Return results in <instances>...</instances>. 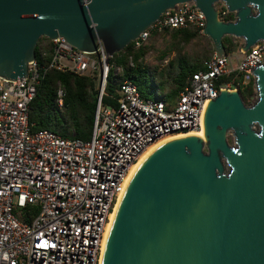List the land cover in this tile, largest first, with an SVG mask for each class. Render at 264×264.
Here are the masks:
<instances>
[{"label":"water","instance_id":"obj_1","mask_svg":"<svg viewBox=\"0 0 264 264\" xmlns=\"http://www.w3.org/2000/svg\"><path fill=\"white\" fill-rule=\"evenodd\" d=\"M189 0H0V77L27 75L40 37L106 62L162 13ZM217 58L224 36L242 51L264 41V0H193ZM222 2L233 18L220 17ZM256 100L222 90L203 113V136L165 140L126 182L101 264H264V61L253 69ZM233 138L232 143L228 136Z\"/></svg>","mask_w":264,"mask_h":264},{"label":"built area","instance_id":"obj_2","mask_svg":"<svg viewBox=\"0 0 264 264\" xmlns=\"http://www.w3.org/2000/svg\"><path fill=\"white\" fill-rule=\"evenodd\" d=\"M218 3L224 19L230 12ZM204 26V14L189 0L167 9L131 43L138 48L164 29L204 35ZM43 37L40 56L50 54L48 62L35 57L21 81L0 77V264H101L107 226L131 167L152 144L203 129L206 104L220 91L247 86L256 91L253 69L264 61V41L244 52L243 40L229 36L226 55L217 58L214 52L205 59L204 69L187 77L173 106L163 98L143 97L130 79L120 82L116 106H105L101 96L112 64L103 47L86 52L62 37ZM50 69L97 79L89 139L33 129L30 103ZM63 96L58 83L60 109ZM26 215L29 221L22 220Z\"/></svg>","mask_w":264,"mask_h":264},{"label":"trees","instance_id":"obj_3","mask_svg":"<svg viewBox=\"0 0 264 264\" xmlns=\"http://www.w3.org/2000/svg\"><path fill=\"white\" fill-rule=\"evenodd\" d=\"M233 18V13L224 16L225 20ZM171 31L178 42L188 43L199 34L189 29H164L161 32ZM161 32H152L155 35ZM40 37L36 46V59L46 63L50 54L40 56ZM223 42L226 50L230 46V37L224 36ZM133 43L127 45L122 51L115 53L110 63L112 68L107 75V83L101 96V103L105 106H116V98L121 95L119 84L123 79L132 80L140 94L145 98H163L166 101H174L179 90L185 84L188 76L198 70L204 69L200 58H192L187 55H178L169 61L164 69H152L140 59L147 53L148 46L142 44L133 48ZM129 59L132 60L130 64ZM114 67L121 68V74H114ZM158 75V76H157ZM156 80H158L156 82ZM58 83L64 88L63 108L60 109L56 102ZM165 89L163 94H158V89ZM242 98L250 93L240 90ZM98 85L96 78L88 75H78L70 71L50 69L45 72L37 85L36 94L30 103L29 120L33 123L34 130L49 129L64 137H76L89 139L93 127L95 110L98 100ZM29 221L28 215L22 218Z\"/></svg>","mask_w":264,"mask_h":264},{"label":"rangeland","instance_id":"obj_4","mask_svg":"<svg viewBox=\"0 0 264 264\" xmlns=\"http://www.w3.org/2000/svg\"><path fill=\"white\" fill-rule=\"evenodd\" d=\"M143 44L148 46V51L140 61L145 65H149L152 69L157 67V70L164 69L169 61L174 59L178 53H181V55L185 54L192 58H200V60H204L214 53L213 43L206 35H198L188 43H180L178 42V38L173 37L172 32L168 31L155 35L151 34ZM129 61L132 62L131 59H129ZM121 71V68L120 70L116 68L114 73L120 75L122 73ZM157 81L158 80H156V82ZM158 92V94H163L165 89L159 88ZM243 92H250L245 100L243 99L246 104H252L256 100V91L252 86H247L243 89ZM168 104L173 106V101H168ZM228 141L230 143L233 141V138L230 135L228 136Z\"/></svg>","mask_w":264,"mask_h":264},{"label":"bare ground","instance_id":"obj_5","mask_svg":"<svg viewBox=\"0 0 264 264\" xmlns=\"http://www.w3.org/2000/svg\"><path fill=\"white\" fill-rule=\"evenodd\" d=\"M190 134H194V135H198V136H201V137H202V136H203V129H200V130H198V131H191V132H188V133H186V134H178V135H175V136H169V137H167V138H164V139L160 140L159 142H157V143H155V144H152L150 147H148L147 150H145V151L141 154V156L139 157L137 163H135V164L131 167V169H130L128 175L126 176L125 182H124V184H123V186H122V190H121V192H120V194H119V197H118V199H117L116 205H115L114 210H113V212H112L110 222H109V224H108V226H107V230H106V234H105L104 241H105V239H106V236H107V233H108L109 227L111 226V222H112V219H113V217H114V214H115V211H116V208H117V204H118V202H119V200H120V197H121V194H122V192H123V189H124V187H125V185H126V182H127V180L129 179V177L131 176V174L133 173V171L136 169V167L139 165V163L143 160V158H144V157H145V156H146V155H147L152 149H154L155 147H157L158 145H160V144H161L162 142H164L165 140H168V139H171V138H174V137H180V136H184V135H190ZM103 244H104V242H103ZM100 260H102V255H101V257H100ZM100 262H101V261H100Z\"/></svg>","mask_w":264,"mask_h":264}]
</instances>
